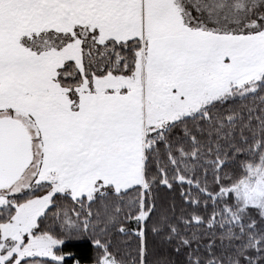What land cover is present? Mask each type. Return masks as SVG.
Returning <instances> with one entry per match:
<instances>
[{
  "label": "snow or ice",
  "instance_id": "6c2138e0",
  "mask_svg": "<svg viewBox=\"0 0 264 264\" xmlns=\"http://www.w3.org/2000/svg\"><path fill=\"white\" fill-rule=\"evenodd\" d=\"M0 264H264V0H0Z\"/></svg>",
  "mask_w": 264,
  "mask_h": 264
}]
</instances>
